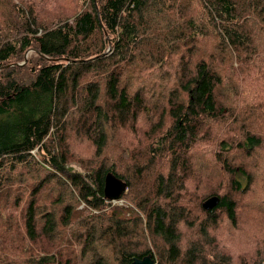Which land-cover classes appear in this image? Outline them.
Segmentation results:
<instances>
[{
	"label": "trees",
	"instance_id": "obj_1",
	"mask_svg": "<svg viewBox=\"0 0 264 264\" xmlns=\"http://www.w3.org/2000/svg\"><path fill=\"white\" fill-rule=\"evenodd\" d=\"M23 1L0 0V181L44 172L0 195V264H264V0Z\"/></svg>",
	"mask_w": 264,
	"mask_h": 264
},
{
	"label": "rangeland",
	"instance_id": "obj_2",
	"mask_svg": "<svg viewBox=\"0 0 264 264\" xmlns=\"http://www.w3.org/2000/svg\"><path fill=\"white\" fill-rule=\"evenodd\" d=\"M14 3H18L20 4L23 0H12ZM40 2H37L36 0H33L31 1L30 3L32 4V6L36 9V10H41L42 6H45L47 7L50 11L54 9V6L56 4H59V5H63V4H68L70 3V5H73L72 3V0H39ZM71 1V2H70ZM23 2H27V1H23ZM26 7H30V5H26ZM2 29H4V27H1L0 30L2 31ZM110 51H112V49L109 47L108 48ZM34 53L33 50L30 51L29 54H32ZM24 64V61H22L20 63L21 64ZM33 68V66L31 67ZM127 75H130V73L127 71ZM131 76V75H130ZM71 150H72V154H73V158L71 159L70 163L74 166V168L72 169L73 172H85L86 169L84 167H81L80 165V162L77 161L75 159V157L77 155H87V156H90L91 155V151L90 150H87L86 152H84L83 148L80 146V144H78V141L71 144ZM37 152H35L36 154ZM37 156V157H36ZM34 156V160L36 162H39V158L41 160H43V156L39 155L37 153V155ZM118 156H119V159L117 160V162L113 163V166H117L118 170L120 169V173H124V171L126 170L125 168V163L123 161V159L120 157L121 155L118 153ZM118 163V164H117ZM29 162H27L25 165H28ZM258 164L260 166V174H261V180L263 182V187H264V150H260L259 151V156H258ZM90 165V164H89ZM18 168L16 169V171H14L13 173H11L9 176V178H5V179H2V181H0V195H3L4 192L6 190H10V191H15V187L13 188H7V186H10L11 184H13V182L15 181V179H18L19 177H21L22 180H27V183H32L34 181H38V180H42L43 179V168L42 166L38 165V164H33V166H31L30 168H21V166H17ZM21 168V170H20ZM127 174V173H126ZM129 175V174H128ZM130 176V175H129ZM215 176V173L213 174V177ZM46 189L43 193H57L58 192H61V193H65V189L66 187H64L63 185H61L60 183V177L58 176L57 178H55L54 180L52 181H49L46 183ZM264 199V191L263 193H261V195L257 196L256 199H252L250 200L249 202L250 203H253V204H259L262 200ZM127 199H123L122 201H120V205H123V204H128ZM20 203V201H18ZM83 205L80 206V208H82ZM19 211L22 212V208L21 207H17ZM18 213V212H17ZM260 216V215H259ZM86 217H84L85 219ZM1 219V218H0ZM225 228H229V226L227 225H224ZM19 243H21L22 245V242L21 240L19 239L18 240ZM8 241L7 239H2L0 240V245L2 246H7L9 248H11V246H9L8 244ZM74 245V248H78L79 246V242H78V239L76 238H71V239H68L66 242L64 241L63 242V245L60 247V248H63V251H68L72 246ZM144 245L140 246L139 248H143ZM237 247H238V250L237 251H240V252H248L249 250L251 249H254L255 247V242L252 240V239H249L248 238V235L245 234V232L243 231L241 234H240V237L238 238V243H237ZM106 252L105 250V246L103 247V249L101 250V253L103 252ZM155 257H156V262L158 261V256L156 254L155 251L152 252ZM158 264V262H157Z\"/></svg>",
	"mask_w": 264,
	"mask_h": 264
},
{
	"label": "water",
	"instance_id": "obj_3",
	"mask_svg": "<svg viewBox=\"0 0 264 264\" xmlns=\"http://www.w3.org/2000/svg\"><path fill=\"white\" fill-rule=\"evenodd\" d=\"M25 63V62H24ZM23 65V63L21 64ZM128 184L117 177L112 172H108L105 177V196L109 200H117L127 190ZM220 198L218 196H211L203 203L205 210H211L218 205ZM132 264H156V260L151 254L144 258H135Z\"/></svg>",
	"mask_w": 264,
	"mask_h": 264
},
{
	"label": "built area",
	"instance_id": "obj_4",
	"mask_svg": "<svg viewBox=\"0 0 264 264\" xmlns=\"http://www.w3.org/2000/svg\"><path fill=\"white\" fill-rule=\"evenodd\" d=\"M113 203H118V201L117 200H113ZM156 264H157V262H156Z\"/></svg>",
	"mask_w": 264,
	"mask_h": 264
}]
</instances>
